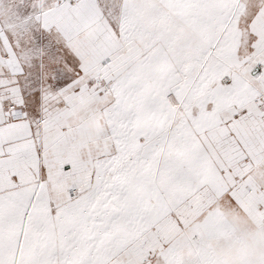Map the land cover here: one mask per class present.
<instances>
[{"label": "rangeland", "instance_id": "rangeland-1", "mask_svg": "<svg viewBox=\"0 0 264 264\" xmlns=\"http://www.w3.org/2000/svg\"><path fill=\"white\" fill-rule=\"evenodd\" d=\"M96 1L118 35L142 48L125 81L93 82L114 97L105 115L112 153L96 163L90 189L72 187L75 197L58 209L41 195L33 203L24 193L0 196V264H105L162 219L175 225L174 259L187 250L185 264H227L215 260L212 222L232 214L191 199L220 183L198 136L252 93L240 70L257 5Z\"/></svg>", "mask_w": 264, "mask_h": 264}, {"label": "crops", "instance_id": "crops-1", "mask_svg": "<svg viewBox=\"0 0 264 264\" xmlns=\"http://www.w3.org/2000/svg\"><path fill=\"white\" fill-rule=\"evenodd\" d=\"M244 1L257 5L245 23L249 58L240 70L252 93L220 109L198 136L220 183L191 199L232 214L212 222L215 260L264 264V0ZM141 54L96 0H0V196L24 193L33 203L41 195L58 209L72 187L90 189L96 163L112 153L105 115L114 102L93 82L100 74L103 83L125 81ZM10 104L25 116L9 120ZM174 226L152 222L105 264H185L187 250L174 259L168 248Z\"/></svg>", "mask_w": 264, "mask_h": 264}, {"label": "built area", "instance_id": "built-area-1", "mask_svg": "<svg viewBox=\"0 0 264 264\" xmlns=\"http://www.w3.org/2000/svg\"><path fill=\"white\" fill-rule=\"evenodd\" d=\"M63 2H67L71 5L76 4L77 2H79L80 0H62ZM106 65L108 64V61L106 60L104 62ZM258 69H260L261 67L257 66ZM100 82V81H99ZM4 114L5 116L9 119V120H19L22 119L25 115H24V111L22 108L17 107L13 104H10L8 106H6V108L4 109ZM75 189H71L70 190V195L71 197H75Z\"/></svg>", "mask_w": 264, "mask_h": 264}, {"label": "water", "instance_id": "water-1", "mask_svg": "<svg viewBox=\"0 0 264 264\" xmlns=\"http://www.w3.org/2000/svg\"><path fill=\"white\" fill-rule=\"evenodd\" d=\"M258 72V69H254L253 74H256Z\"/></svg>", "mask_w": 264, "mask_h": 264}, {"label": "bare ground", "instance_id": "bare-ground-1", "mask_svg": "<svg viewBox=\"0 0 264 264\" xmlns=\"http://www.w3.org/2000/svg\"><path fill=\"white\" fill-rule=\"evenodd\" d=\"M91 7V6H90ZM93 8V7H92ZM89 9H91V8H89ZM95 9V8H94ZM105 48V47H104Z\"/></svg>", "mask_w": 264, "mask_h": 264}]
</instances>
